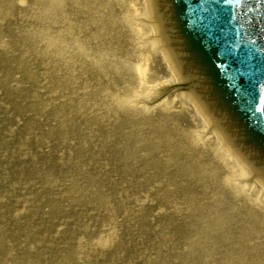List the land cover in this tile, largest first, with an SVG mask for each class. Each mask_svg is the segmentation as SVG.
<instances>
[{
  "label": "rangeland",
  "instance_id": "rangeland-1",
  "mask_svg": "<svg viewBox=\"0 0 264 264\" xmlns=\"http://www.w3.org/2000/svg\"><path fill=\"white\" fill-rule=\"evenodd\" d=\"M116 1L0 0V264H264L248 193L197 178L189 113L132 94Z\"/></svg>",
  "mask_w": 264,
  "mask_h": 264
},
{
  "label": "water",
  "instance_id": "water-1",
  "mask_svg": "<svg viewBox=\"0 0 264 264\" xmlns=\"http://www.w3.org/2000/svg\"><path fill=\"white\" fill-rule=\"evenodd\" d=\"M153 1L162 39L183 81L179 88L195 96L228 146L264 183V124L230 76L242 68L264 95V0ZM206 18L216 26L225 53H232L227 69Z\"/></svg>",
  "mask_w": 264,
  "mask_h": 264
},
{
  "label": "bare ground",
  "instance_id": "bare-ground-1",
  "mask_svg": "<svg viewBox=\"0 0 264 264\" xmlns=\"http://www.w3.org/2000/svg\"><path fill=\"white\" fill-rule=\"evenodd\" d=\"M116 7L137 46V56L134 55L136 63L134 69L139 75L142 73L140 86L138 89L135 88L132 94H147L148 96L153 89H156V93L159 95L163 84L175 85L180 82L182 79L174 58L167 50L159 32L154 12V1L118 0ZM154 59L159 61V68H156L157 65L154 66L152 61ZM147 70L148 74H151L153 70L154 76H149L147 73L144 75V71L147 72ZM156 107H158L159 113L170 120L178 118L179 114L184 116L185 111L189 113L188 116L193 120L196 129L192 128L191 131L189 128L181 129L179 134L182 137L193 138L197 143L196 146L198 143L202 144L197 156L196 169L200 170H197V178L199 179L203 175L205 180H209L208 186L213 188V193L219 190L228 193L230 189L225 187L224 183L230 184L234 191L241 196L248 193L246 199L239 198L238 203H233L234 206L231 207L240 211H242L241 208H245V213H252L254 217L259 215L256 220L264 223V184L252 178L251 171L225 142L224 137L217 131L195 96L189 92H174ZM178 125L184 126L179 120ZM199 128L204 134L200 135ZM222 168L225 169L224 173L219 172ZM237 177L244 183H236ZM257 194L262 196L261 199ZM255 208H258L261 214L255 212ZM245 213L242 214L246 215Z\"/></svg>",
  "mask_w": 264,
  "mask_h": 264
},
{
  "label": "snow or ice",
  "instance_id": "snow-or-ice-1",
  "mask_svg": "<svg viewBox=\"0 0 264 264\" xmlns=\"http://www.w3.org/2000/svg\"><path fill=\"white\" fill-rule=\"evenodd\" d=\"M229 3L234 2V0H228ZM235 2H238V0H235ZM233 50H236L235 46L232 47Z\"/></svg>",
  "mask_w": 264,
  "mask_h": 264
}]
</instances>
